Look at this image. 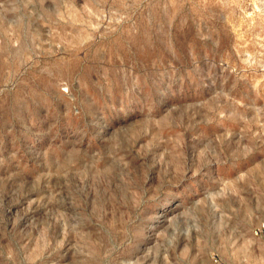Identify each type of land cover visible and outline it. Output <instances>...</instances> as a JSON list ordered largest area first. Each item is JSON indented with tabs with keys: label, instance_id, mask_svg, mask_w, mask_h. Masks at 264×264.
Listing matches in <instances>:
<instances>
[{
	"label": "rangeland",
	"instance_id": "374dc122",
	"mask_svg": "<svg viewBox=\"0 0 264 264\" xmlns=\"http://www.w3.org/2000/svg\"><path fill=\"white\" fill-rule=\"evenodd\" d=\"M0 264H264V0H0Z\"/></svg>",
	"mask_w": 264,
	"mask_h": 264
}]
</instances>
